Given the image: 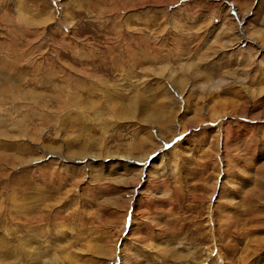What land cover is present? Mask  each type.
<instances>
[{
  "label": "rangeland",
  "instance_id": "374dc122",
  "mask_svg": "<svg viewBox=\"0 0 264 264\" xmlns=\"http://www.w3.org/2000/svg\"><path fill=\"white\" fill-rule=\"evenodd\" d=\"M0 264H264V0H0Z\"/></svg>",
  "mask_w": 264,
  "mask_h": 264
}]
</instances>
